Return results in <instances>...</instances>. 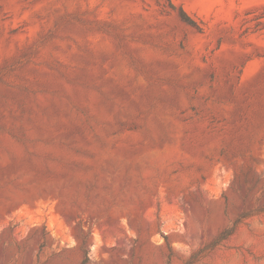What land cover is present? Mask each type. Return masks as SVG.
Masks as SVG:
<instances>
[{
  "label": "rangeland",
  "instance_id": "1",
  "mask_svg": "<svg viewBox=\"0 0 264 264\" xmlns=\"http://www.w3.org/2000/svg\"><path fill=\"white\" fill-rule=\"evenodd\" d=\"M263 208L264 0H0V264H264Z\"/></svg>",
  "mask_w": 264,
  "mask_h": 264
},
{
  "label": "trees",
  "instance_id": "2",
  "mask_svg": "<svg viewBox=\"0 0 264 264\" xmlns=\"http://www.w3.org/2000/svg\"><path fill=\"white\" fill-rule=\"evenodd\" d=\"M178 10H179L178 11L179 16H180L182 21H184L185 23H187L189 25H193V26L195 25V21L191 18V16L186 12V10L183 7L180 6ZM261 211H264V208L258 210V212H261ZM248 214L249 213L242 214L239 217V219L247 216ZM236 224H237V221L235 222L234 226L225 228L223 230V232L220 234V240L225 239V238L229 237L230 235H232L236 229Z\"/></svg>",
  "mask_w": 264,
  "mask_h": 264
}]
</instances>
